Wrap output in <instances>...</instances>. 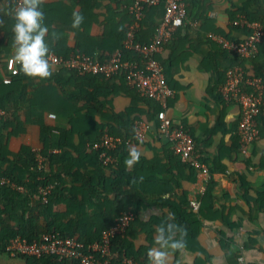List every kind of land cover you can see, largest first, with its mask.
<instances>
[{"label":"crops","instance_id":"obj_1","mask_svg":"<svg viewBox=\"0 0 264 264\" xmlns=\"http://www.w3.org/2000/svg\"><path fill=\"white\" fill-rule=\"evenodd\" d=\"M40 1L51 6L48 9L57 19L53 26L62 28L64 23H58L59 17L68 14V10L65 12L62 8L70 6V0ZM132 1L92 0L89 9L97 11L105 24L109 13L118 12L116 21H119ZM247 1L187 0V15L183 25L156 54L163 66L166 81L173 89V94L166 100V113L191 132L210 175L206 180L193 166V169L176 167L171 162L172 154L168 150L167 140L156 136L153 129L143 138L131 142L124 162L128 169L137 168L141 174V178L138 176L135 179L133 188L140 205L137 210L139 233L136 236L144 240V229L150 220H153L152 226L157 236L147 264H264V123L261 126L259 124L258 134L252 143L239 153L237 128L240 107L236 103L225 102L218 92L219 85L224 81L225 70L233 64H243L245 88H249V79L264 77V39L255 57L242 59L222 49L208 36V33L213 32L236 40L244 38L249 33V27L238 20L245 16L242 9ZM259 1L264 8V0ZM4 3L5 0H0V10L4 9ZM163 6L164 1L160 0L144 9V39H147L150 28L160 19ZM78 9L79 5H76L71 12ZM254 9V5L250 7V10ZM103 31L105 34L100 39L96 38V41L115 50L118 42L113 34L115 28L104 25ZM66 36L69 44L75 43L73 31L67 32ZM53 41L44 39L42 52L31 55L28 62L36 72H42L47 65H51L46 61V54L52 51L47 50V46ZM27 48L30 47H25L23 41L19 40L13 45L0 44V50L6 58L18 56ZM95 51L106 55L102 47L91 52ZM111 82L97 90V95H94V86H85L95 98L78 99L65 94L54 79L29 85L27 98L22 102V115H27L31 110L33 112L25 123V131L10 137V149L16 151L21 144H28L40 150L47 141L50 150L62 151V148L57 147L61 141L60 130L70 123L69 117L74 109H81L82 112L87 110L84 100L94 110L92 121L96 124H122V119H115V109L125 111L134 108L142 110L143 116L154 128L157 120L151 117L149 106L138 97L137 90L131 85L124 86L119 82L112 85ZM41 122L52 127L51 135L45 142L41 138ZM92 125L89 124L91 129ZM71 142L80 144L79 136L75 134ZM83 148L86 152L94 153L86 148V143ZM71 153L77 155L73 149ZM105 174L109 175L110 170L105 169ZM210 181V195L202 202ZM162 198L170 200L177 207L181 202L189 201L188 207L184 209L188 215L187 224H174L172 205L156 202ZM192 199L199 201L197 208L190 205ZM202 206L203 210H200ZM160 225H165V230ZM240 256L243 260L239 259Z\"/></svg>","mask_w":264,"mask_h":264},{"label":"trees","instance_id":"obj_2","mask_svg":"<svg viewBox=\"0 0 264 264\" xmlns=\"http://www.w3.org/2000/svg\"><path fill=\"white\" fill-rule=\"evenodd\" d=\"M14 1L5 0L4 9L0 10L2 19L0 22V32H2L0 44L13 45L18 40L23 41L25 47L32 48V55H34L42 52V42L44 39L50 38L54 41L53 44L47 46V50H52L63 56H67L73 50L91 52L100 47L104 48L108 55L114 49L110 50L96 41V38L100 39L105 34L103 31L105 25L115 28L113 34L118 40L116 48L123 50L125 56L132 53L123 45L128 27L133 21L128 5L119 21H116L118 12H114L109 13L107 21L103 24L97 11L89 9L92 0H70V6H63L65 9L61 7L65 12L68 10V14L60 16L58 22L64 23L65 26L55 28L53 25L57 19L50 13L51 9H48L51 8L50 5L44 4L40 0H28V7L22 12H17L14 9ZM76 5H79V9L71 12V9H74ZM253 5L255 9L250 10ZM149 7L151 5H145L144 9ZM242 12L249 20H258L264 23V8L259 0H248ZM155 25L150 28L147 39H144L143 30L146 28L141 17L140 27L135 32V38L142 44L149 43ZM81 27L83 29H80ZM69 31H73L75 34L74 44H69L67 41L66 33ZM6 60L7 58L3 57L0 50V108L5 112L0 115V175L9 177L12 181L22 185V188L0 184V264H81L76 258L57 254H42L40 256L19 252L11 254L6 249V244L10 238L17 234L32 240L46 231L74 237L84 244L99 241L104 230L115 221V218L124 209H131L135 216L124 232L111 239V250L115 257L125 253L133 259V264H147L151 259L150 249L157 241V236L154 234L153 220H150L149 224L145 226L144 240L136 236L139 233H137V210L140 205L133 188L136 184L135 179L138 176L141 178V174L137 168L128 169L124 162L131 142L136 140L132 127L134 119L139 117L147 120L143 116L142 110L115 109L116 118H114L122 119V124L116 126L96 124L92 121L94 110L83 99V104L88 107L87 110L82 112L81 109H74V113L69 117L70 123L60 130L61 141L57 144V147L62 148L60 152L49 149L46 140L51 135L52 127L41 122V138L46 142L44 147L39 150L43 156L40 167L36 157L38 151L31 148L30 145L21 144L16 151L11 150L9 146L11 136H17L25 131V123L29 121L30 113L33 112L31 110L27 115H22V102L27 98V92L30 90L29 85L38 81L54 79L68 96L77 97V99L79 97L95 98V96H91V92H88L85 86H94L96 88L94 95H97V90L106 87L105 85L110 81H113L112 85L119 82L121 85L127 86L129 84L125 73L119 71L115 76L105 78L99 74H78L71 69L54 64L47 65L42 72H36L28 60L19 65V73L14 74L9 83H4L2 78L7 75ZM77 88L78 92H76ZM136 93L138 97L146 101L150 109L149 114L156 120V114L160 109L159 102L151 97H144L138 92ZM219 96L222 98L221 94ZM41 116L42 114L39 116L40 121L42 120ZM257 122L258 126L259 124L261 126L264 119L258 117ZM89 124H93L92 129ZM92 130L95 132L93 133ZM104 131L115 135L124 134L125 137H128V141L123 142L113 151L116 160L108 166L103 165L96 154L82 150L86 140H96ZM75 134L80 138L78 145L71 142V138ZM167 145L172 154L171 162L176 167L192 168L188 162L182 160L179 153L175 152L170 142L167 141ZM237 146L238 152L241 153L239 139ZM72 149L77 151L76 156L71 153ZM198 157L204 161L201 158V153H198ZM105 169L110 170L109 175L105 174ZM47 183H53L54 187L47 195V199L43 201L38 192V186ZM211 188L212 181L207 185L202 202H205L207 196L210 195ZM149 191L155 192V190ZM156 202L172 205L175 214L174 224L177 226H181L182 222L187 224L188 215L184 213V209L188 207L189 201L181 202L178 207L165 198L157 199ZM200 210H203V206L200 207ZM164 226L160 225V228L165 230Z\"/></svg>","mask_w":264,"mask_h":264},{"label":"built area","instance_id":"obj_3","mask_svg":"<svg viewBox=\"0 0 264 264\" xmlns=\"http://www.w3.org/2000/svg\"><path fill=\"white\" fill-rule=\"evenodd\" d=\"M186 1L164 0V11L155 25L152 39L149 43L142 44L135 38V32L140 27L144 7L156 4L159 0H133L128 5L133 21L123 40V45L132 52L129 56H125L123 50L119 48L108 55L96 51L87 53L74 50L67 56H63L49 51L46 54V61L48 64L62 66L78 74H99L105 78H111L119 71H123L128 84L133 86L141 96L151 97L160 104V109L156 114L157 124L154 128V125L148 120L139 117L134 119L132 124L134 137L140 139L149 130H155L156 136L170 142L181 158L201 172L207 180L210 175L209 168L198 157L193 135L166 113V100L173 94V89L168 85L163 66L156 57V54L174 36L176 30L183 25L187 15ZM28 5V0L14 1V9L17 12L24 11ZM238 22L249 27V33L242 39L236 40L213 32L208 33V36L216 41L222 49L228 50L242 59H251L258 54L259 45L264 39V25L258 20H249L245 16H241ZM31 55L32 49L27 48L18 56L7 57V75L2 78V81L9 83L11 77L19 73V65L28 61ZM244 81V66L237 63L225 70L224 81L218 87L225 102L236 103L240 107L237 133L243 150L247 149L258 134V117L264 119V77L249 79V88L244 87ZM4 113V110L0 108V115ZM126 141H128V137L124 135H115L104 131L98 139L87 140L86 148L94 152L103 165L108 166L116 160L113 151ZM37 151L36 157L40 167L43 156L39 150ZM0 184L22 188V185L3 175H0ZM53 187V183L38 186V192L43 201L47 199V195ZM190 205L197 208L199 201L192 199ZM134 216L131 209L122 210L115 221L104 230L99 241L84 244L74 237L46 231L32 240L17 234L7 242L6 249L11 254L19 252L35 256L42 254L63 255L76 258L81 264H133V259L124 253L115 257L111 250V239L124 232ZM239 259L243 260L241 256Z\"/></svg>","mask_w":264,"mask_h":264}]
</instances>
